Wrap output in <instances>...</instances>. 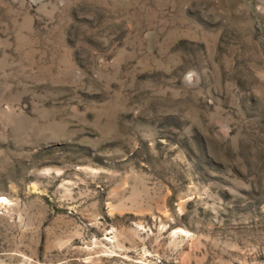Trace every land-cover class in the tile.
<instances>
[{
  "label": "rangeland",
  "instance_id": "374dc122",
  "mask_svg": "<svg viewBox=\"0 0 264 264\" xmlns=\"http://www.w3.org/2000/svg\"><path fill=\"white\" fill-rule=\"evenodd\" d=\"M0 264H264V0H0Z\"/></svg>",
  "mask_w": 264,
  "mask_h": 264
}]
</instances>
